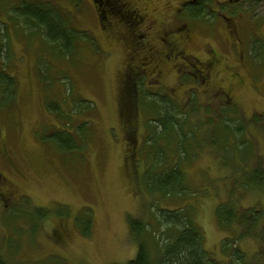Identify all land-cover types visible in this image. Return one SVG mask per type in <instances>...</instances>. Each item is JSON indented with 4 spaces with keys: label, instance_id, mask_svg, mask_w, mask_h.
Returning <instances> with one entry per match:
<instances>
[{
    "label": "rangeland",
    "instance_id": "obj_1",
    "mask_svg": "<svg viewBox=\"0 0 264 264\" xmlns=\"http://www.w3.org/2000/svg\"><path fill=\"white\" fill-rule=\"evenodd\" d=\"M126 1L146 16L140 26L145 38L134 40L118 24L104 33L92 0H0V70L15 76L18 85L11 102L0 103L3 259L7 264H123L135 257L137 249L127 218L152 223L156 229L160 210L189 207L209 256L222 264L231 260V264H264L263 234L242 235L235 241L237 231L217 222L215 209L230 202L232 177L239 175L230 173L213 146L198 150L191 139L179 165L188 188L184 194L151 195L141 181L146 164L160 160L149 158L152 147L160 148L162 156L170 155V169L178 162L172 142L158 144L156 139L147 146L153 135L149 120L158 116L148 89L168 94L173 104H191L190 96L196 93L197 110L186 109L194 118L184 130L203 124L206 110L214 120L219 112L229 114L236 120L231 121L233 128L242 126L241 139L252 147L250 155L244 149L236 152L232 161L238 170L249 171L253 159L264 164V0H206V12L199 19L189 21L183 15L172 21L173 13L167 18L177 26L189 22L194 31L179 48L185 54L204 60L211 58V49L216 51L219 62L204 80L186 68L180 70L182 60L170 59L160 66L154 58L163 32L159 23L154 22L157 29L151 24L166 20L169 10L164 5L174 11L177 0ZM22 4L42 16L53 13L57 25L66 23L68 30L90 32L96 49L93 44L82 49L76 41L73 53L62 58L58 46L38 38L19 15ZM174 65H180L178 70ZM144 68H150L148 73ZM214 120L205 128L215 139ZM65 131L75 149H60L46 138ZM201 134L195 132V143L201 142ZM242 190L234 194L238 206L254 211L264 224V184L260 190ZM88 214L90 231L85 235L81 230ZM224 239L226 246L221 243ZM234 246L242 251V260L233 255ZM150 247L154 258L157 246Z\"/></svg>",
    "mask_w": 264,
    "mask_h": 264
},
{
    "label": "trees",
    "instance_id": "obj_2",
    "mask_svg": "<svg viewBox=\"0 0 264 264\" xmlns=\"http://www.w3.org/2000/svg\"><path fill=\"white\" fill-rule=\"evenodd\" d=\"M92 1L98 13L97 21L102 23L101 28L104 33L113 27V24H118L123 28V23H126L127 26H131L130 20L135 6H132L129 1L121 0L111 5L110 3L114 0H108V2H106L107 0ZM28 8L29 5L22 4L20 6L19 15L32 25L30 28H33L34 31L37 32L38 38L43 37L44 40L50 42L51 45L58 46L59 51L63 53L61 56L62 58L73 53L76 41H79V46L82 49H84V46H90L91 44H93L94 49H96L95 42L90 32L74 28L68 30L66 23L57 25V19L53 16V13L49 16H42L39 11L30 12ZM206 8L204 2H201L195 7L194 15H196V18L199 19L200 15L206 12ZM28 13H31L33 16H28ZM48 13L49 9H45V14ZM121 17L122 20H120ZM68 38H71L72 41H67ZM17 87L16 77L5 71V69L0 70V103L11 102L13 99L12 97L16 94ZM124 90L129 92L128 87H125ZM148 90V92L151 93L148 94V97L154 103V105H151L152 109L156 107L154 110L158 116L155 119L149 120L151 124L150 127L153 129V135L150 134L151 141L147 143V146L149 143H154L156 139L159 141L158 144L160 142H166L168 145L172 142L177 148L176 154L178 162L170 169V155L165 154L162 156L160 148L156 149V146L154 148L152 147L153 150L150 148L151 155H148L149 158L160 157V160L154 164L152 163V165L146 164L149 166H146V170H144L143 173L141 180L143 185L149 189L151 195H155V192L157 194H162L164 197L172 194L175 195L177 192H182V194H184L183 192L187 191L188 188L184 187L182 171L179 165L180 160L185 158L182 157V155L186 153L187 148L189 149L190 144L192 145L191 139L193 138L195 140L193 141V145L196 146L198 150H201L206 144L208 146H213L214 149L218 150V152H216L221 156L222 162L228 169H231L230 173L232 175H239L238 177L231 176L233 180L231 182L232 186L228 190V197L231 199L230 202H222V204H219L215 209L217 222L220 225L230 227L233 231H237V238L235 241L239 240L242 235L257 236L263 234L264 236V224L260 223L261 218L259 219V215H255L254 211L250 210L252 213L247 211L245 207L241 209L237 204L238 201L236 202V195L234 197V194L240 193L242 189L245 190L244 192H247V189L260 190L262 184H264V164L261 160H251L249 164L251 168L249 171L246 169L243 171L238 170V164L232 161L237 157L236 152L239 154L241 153V149H244L243 153H248L247 155H250L252 151V147H249V145L241 139V134L243 133L242 126H234L233 128L231 121L236 120L232 119L229 114L227 116L222 112H219V116H215L214 120V116L211 117L210 111L206 110V118L202 117V119L199 117L201 118L200 122L204 121L203 124H193L187 128V130H184L186 123L189 120L192 121L194 118H191V116L189 117L186 109L189 106L195 112L197 110L196 106L193 105L194 100L197 99L195 97L196 93H192V96H190L191 104L185 105L180 101L174 102V105L170 102L168 94L163 96L160 95V92L163 91L155 92L153 89ZM164 96H168L169 100L165 99ZM180 103L181 105H179ZM213 120L218 128V135H216L215 139L213 135H211V132L205 128V125L212 124ZM200 130L202 131L201 135H203L200 140L201 142L195 143V132ZM46 138L51 140L60 149L65 148L72 150L76 148L74 140H72L67 131L64 133L51 132L47 134ZM229 162H232L234 166ZM157 166H159V169H157L158 171L156 175H154L152 171L155 172ZM236 189L241 190L236 191ZM234 198L235 202H232ZM155 218L158 223L156 229L153 227L152 223L149 224L136 218H127L130 238L135 243L137 249L135 257L123 264H222L217 262L215 258L209 256L204 249L202 244L204 236L197 224V220L194 219L191 208L188 207L186 210L183 207L173 210L165 208L160 210ZM90 223L91 217H89L88 214L83 221L86 228L81 230L82 234L88 235ZM254 233H256V235H254ZM164 235H166V237H163ZM227 241L228 240L224 239L221 242L222 245L226 246L228 244ZM151 243L157 246L155 251L156 256L154 258L152 257ZM241 252L242 251L235 247L233 255L238 256L239 259L242 260L243 255ZM232 261L233 260H231V262ZM0 264H7L1 252Z\"/></svg>",
    "mask_w": 264,
    "mask_h": 264
},
{
    "label": "flooded vegetation",
    "instance_id": "obj_3",
    "mask_svg": "<svg viewBox=\"0 0 264 264\" xmlns=\"http://www.w3.org/2000/svg\"><path fill=\"white\" fill-rule=\"evenodd\" d=\"M118 1L121 0H114L113 2L110 3V5ZM106 2H108V0ZM201 2L205 3V0H177V6L174 11H171L172 7L170 5L168 4L164 5L166 8L165 10H169L164 13V15L166 16V20L155 19L153 20L150 28H155L154 22L155 23L157 22L161 25V27L158 28L161 30L159 32H163V37H161V40H159V44L161 45V48L158 50L157 56L154 57L160 62V66L164 63H167V61H170V59L173 60L179 59L185 62L184 65L181 66L180 70H182V68H186L188 74L197 77L201 80H204V75H208L211 68H213V66H216V64L219 62V58L216 51L211 49V54H212L211 58L206 57L204 60H200L197 56H194L193 54H188V55L185 54L183 50H180L179 48L181 47L183 42L190 41L191 36L195 33L188 27L187 23L189 22H187L186 24H181L179 26H177L176 23L174 24L170 23L174 19L183 15H185L186 19L190 18L189 21H194L193 18H196V15H194V8L197 7ZM158 6L160 7L159 4ZM133 13H137V15L136 17L131 18L130 20L131 26H136V33L138 35V38L142 39L147 35V33L142 34L140 32L142 24H144L146 20V16H142V14L140 15L139 13L141 12L137 7L135 8V10L132 11V14ZM171 13H173L172 16L170 17L172 21L168 22L167 18L171 15ZM224 18L227 19V17L225 16ZM177 66L176 65L173 66V68L175 67L174 70H178ZM154 68L155 67H151V71ZM149 69L144 68V73H148ZM156 71H161L160 67L157 66Z\"/></svg>",
    "mask_w": 264,
    "mask_h": 264
}]
</instances>
